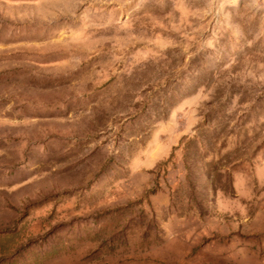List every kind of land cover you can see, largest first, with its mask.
Returning a JSON list of instances; mask_svg holds the SVG:
<instances>
[{
  "label": "rangeland",
  "instance_id": "1",
  "mask_svg": "<svg viewBox=\"0 0 264 264\" xmlns=\"http://www.w3.org/2000/svg\"><path fill=\"white\" fill-rule=\"evenodd\" d=\"M0 264H264V0H0Z\"/></svg>",
  "mask_w": 264,
  "mask_h": 264
}]
</instances>
